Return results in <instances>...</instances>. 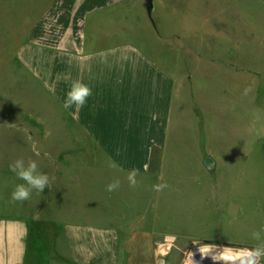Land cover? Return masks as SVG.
I'll return each mask as SVG.
<instances>
[{
    "label": "crops",
    "instance_id": "obj_1",
    "mask_svg": "<svg viewBox=\"0 0 264 264\" xmlns=\"http://www.w3.org/2000/svg\"><path fill=\"white\" fill-rule=\"evenodd\" d=\"M222 1L236 12L245 4L264 24V0ZM153 5L154 13L163 12ZM147 19L143 0H52L31 26L16 53L15 86L38 111L17 107L18 97L4 100L0 128L14 139L12 162L36 161L51 182L13 202L12 191L24 182L1 168L0 264H158L156 246L164 238L255 247L251 235L229 234L264 227V140L206 141V111L193 81H175L135 42L147 32ZM240 19L236 29L227 19L221 25V49L227 42L234 50L245 47ZM76 79L92 95L83 107L66 110ZM262 91L251 89L248 104L240 100L253 124ZM206 157L212 171L203 165ZM132 169L139 170L136 187L127 180ZM166 169L180 180H164ZM114 179L120 187L109 192ZM156 184L167 187L157 192Z\"/></svg>",
    "mask_w": 264,
    "mask_h": 264
},
{
    "label": "rangeland",
    "instance_id": "obj_2",
    "mask_svg": "<svg viewBox=\"0 0 264 264\" xmlns=\"http://www.w3.org/2000/svg\"><path fill=\"white\" fill-rule=\"evenodd\" d=\"M51 1L0 0V111L6 104L4 100L13 101L15 97L20 98L17 107L38 111V108L28 101L27 92L15 86L21 77L16 53L26 40L33 23L42 20L47 14ZM154 1L159 3L163 12L152 13V21L147 19V32L136 38L135 42L163 66L175 81H193L192 88L202 96V107L206 111V141L215 145L226 141L264 140V103H260V113H257L260 119L254 124L245 119L244 115L247 113H241L240 109L242 97L244 101L246 99L245 104H248L247 100L252 95L251 89L254 88L255 91L259 86L261 96L263 93L264 53L258 51L261 49L258 46L260 35L264 34L263 16L252 13L245 4L243 12H236L234 7L227 8L229 3L226 5L222 0ZM238 15L241 18L238 24L242 23L243 27L242 40L245 47L234 50V46L231 47L227 42L221 49V25L227 19L236 29ZM261 24L263 28L260 27ZM258 29L261 30L260 34L256 32ZM188 43L195 50L198 47L211 46L213 52L218 51L221 54L207 55L199 50L192 52ZM227 49H233L234 52ZM253 49L257 52H253ZM242 66L245 70L240 69ZM235 68L238 71H235ZM257 71L259 75H256ZM185 88L184 91L188 95L189 86ZM249 126L254 128V133H248ZM240 127L245 129L243 135L237 133ZM12 143V134L0 128V165L10 163L13 160L11 158H15L17 152L11 146ZM1 168L8 169L9 166H0V170ZM170 177L174 181L180 180L177 175L173 177L171 171L166 169L164 180H170ZM183 180L187 183V179ZM233 232V235L229 234L230 238L236 240L237 237L242 240L240 238L250 237L254 231ZM163 240L168 243L167 249H164L158 258V264H264V257L254 259L251 256L249 248L252 247H230L210 242H179L167 238ZM206 247L233 250L236 254L228 260L212 259L200 253L199 250Z\"/></svg>",
    "mask_w": 264,
    "mask_h": 264
},
{
    "label": "clouds",
    "instance_id": "obj_3",
    "mask_svg": "<svg viewBox=\"0 0 264 264\" xmlns=\"http://www.w3.org/2000/svg\"><path fill=\"white\" fill-rule=\"evenodd\" d=\"M91 95L92 89L88 84L83 83L79 79L73 80L70 84L68 92L66 93V98L62 107L66 110L72 108L74 105L77 107H83ZM9 168L11 171L16 173L20 180L24 182L17 184L12 191L11 200L13 202L28 200L33 189L39 193H42L44 189L50 185V177L47 174L39 171L38 165L34 160L29 159L25 161L23 158H17L9 165ZM138 175L139 170L137 169H132L127 174V180L131 187L137 186L136 177ZM119 187L120 180L114 179L106 186V190L113 192ZM166 187L167 184L153 185V189L157 192L163 191ZM251 238L256 242L255 247L250 249L251 256L254 259L264 257V227L252 232ZM199 251L201 254L207 255L206 250L201 249ZM212 259H214V257H212Z\"/></svg>",
    "mask_w": 264,
    "mask_h": 264
},
{
    "label": "bare ground",
    "instance_id": "obj_4",
    "mask_svg": "<svg viewBox=\"0 0 264 264\" xmlns=\"http://www.w3.org/2000/svg\"><path fill=\"white\" fill-rule=\"evenodd\" d=\"M204 250H206V254L209 257L211 258L214 257L215 259H219V260L231 259L236 254L233 250H227V249L224 250L221 248H214V247H209V248L206 247L204 248Z\"/></svg>",
    "mask_w": 264,
    "mask_h": 264
},
{
    "label": "water",
    "instance_id": "obj_5",
    "mask_svg": "<svg viewBox=\"0 0 264 264\" xmlns=\"http://www.w3.org/2000/svg\"><path fill=\"white\" fill-rule=\"evenodd\" d=\"M143 6L146 11L147 17L151 20V16L154 10L153 0H143ZM152 21V20H151ZM203 165L209 171L213 170V162L210 157H206L203 161ZM243 248V247H242Z\"/></svg>",
    "mask_w": 264,
    "mask_h": 264
},
{
    "label": "built area",
    "instance_id": "obj_6",
    "mask_svg": "<svg viewBox=\"0 0 264 264\" xmlns=\"http://www.w3.org/2000/svg\"><path fill=\"white\" fill-rule=\"evenodd\" d=\"M167 241L164 240L163 242L159 243L157 246H156V251H157V255H158V258H160V255L163 254L164 250V246L166 245L167 246Z\"/></svg>",
    "mask_w": 264,
    "mask_h": 264
},
{
    "label": "trees",
    "instance_id": "obj_7",
    "mask_svg": "<svg viewBox=\"0 0 264 264\" xmlns=\"http://www.w3.org/2000/svg\"><path fill=\"white\" fill-rule=\"evenodd\" d=\"M226 246H230V247H241V246H236V245H226Z\"/></svg>",
    "mask_w": 264,
    "mask_h": 264
}]
</instances>
